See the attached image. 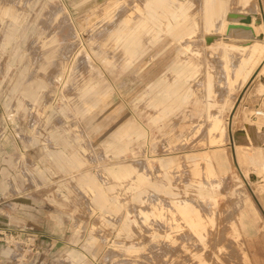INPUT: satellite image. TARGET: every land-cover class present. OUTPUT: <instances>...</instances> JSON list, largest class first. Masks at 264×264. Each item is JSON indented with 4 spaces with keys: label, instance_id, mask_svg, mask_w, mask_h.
<instances>
[{
    "label": "rangeland",
    "instance_id": "1",
    "mask_svg": "<svg viewBox=\"0 0 264 264\" xmlns=\"http://www.w3.org/2000/svg\"><path fill=\"white\" fill-rule=\"evenodd\" d=\"M148 1L0 0V264H257L264 58L243 84L206 0L150 34Z\"/></svg>",
    "mask_w": 264,
    "mask_h": 264
},
{
    "label": "bare ground",
    "instance_id": "2",
    "mask_svg": "<svg viewBox=\"0 0 264 264\" xmlns=\"http://www.w3.org/2000/svg\"><path fill=\"white\" fill-rule=\"evenodd\" d=\"M175 3L176 2L174 0H150L148 1V4H147L148 5V12H147L148 16L145 18L144 23L141 25V28H142L141 31L146 30L147 34L153 33L152 31L153 28L149 26L148 22L149 21L159 22L164 18L168 20V27H171L173 25L174 20L176 21L178 20L176 23L177 25L182 24V22L188 19L191 14L189 15V8L185 6L184 3H180L177 5H175ZM142 11L145 12V10H142ZM257 12L259 13V11ZM257 12L251 13L248 11H238V10L229 12L226 10V7L223 5L222 2L216 5L215 0H206L205 20H204V27H203L205 31V35H204V38L202 39L207 41L209 48H212V49L222 48L223 50H225L226 54H230V52H234L235 50L239 51V53L241 54V59L239 60L240 62L239 61L237 62L239 64L236 70H234V72H237V75H236L237 77L243 78V82H244L243 84L248 82V80L252 76V73L261 64V61L264 58V40L262 39L263 38L262 34L264 33L263 32L264 25H263L261 17L259 16ZM3 13L8 14V11L3 12ZM189 28L191 29V32L189 33L190 36L194 35L197 31L196 24L191 25ZM141 33L142 32H140V35H138L137 38L135 39V42L137 41L136 43H138L139 45L142 41ZM223 33L230 35L232 39L233 37H237V38L246 37V39L253 38L254 40H252L249 43L243 44V45H236L238 43L228 44L219 37ZM204 40H200V41L198 40L197 42H202ZM197 42L196 44L199 45L200 43H197ZM230 66H233V65L231 64ZM212 85H213V82L212 80H210L209 81V95L210 96L212 95V88H213ZM258 114L264 118V110L259 111ZM218 124L219 122L215 120L212 130L217 129ZM193 160L198 161L199 158L194 157ZM262 185H264V181ZM189 209H190L189 202L183 201L177 205L176 212L179 213L181 211L182 212L181 215L183 216L182 218H184L187 222L195 225V223L198 222V219L195 218V214H192L193 210L192 209L189 210ZM163 214L164 212H161L160 215L163 216Z\"/></svg>",
    "mask_w": 264,
    "mask_h": 264
},
{
    "label": "crops",
    "instance_id": "3",
    "mask_svg": "<svg viewBox=\"0 0 264 264\" xmlns=\"http://www.w3.org/2000/svg\"><path fill=\"white\" fill-rule=\"evenodd\" d=\"M262 234V246L263 247H255V257H256V262L257 264H264V232L263 233H259L258 235ZM257 235V234H256Z\"/></svg>",
    "mask_w": 264,
    "mask_h": 264
}]
</instances>
